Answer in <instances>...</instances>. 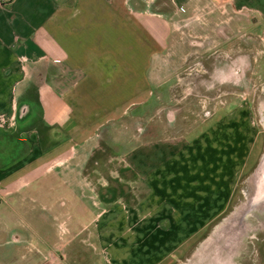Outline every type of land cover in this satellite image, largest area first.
I'll return each mask as SVG.
<instances>
[{"label":"crops","instance_id":"crops-1","mask_svg":"<svg viewBox=\"0 0 264 264\" xmlns=\"http://www.w3.org/2000/svg\"><path fill=\"white\" fill-rule=\"evenodd\" d=\"M240 1L263 20L243 40L264 46V0L0 6V264H202L229 249L220 237L245 233L248 212H264V182L248 212L220 221L242 178L259 174L264 131L245 98L199 99L184 51L193 39L202 57L205 39L190 35L207 26L199 13ZM228 59L222 83L235 74ZM262 245L246 250L254 264Z\"/></svg>","mask_w":264,"mask_h":264},{"label":"rangeland","instance_id":"rangeland-1","mask_svg":"<svg viewBox=\"0 0 264 264\" xmlns=\"http://www.w3.org/2000/svg\"><path fill=\"white\" fill-rule=\"evenodd\" d=\"M241 7L242 2L240 1L238 4L233 5V7L229 5V12L199 13V20H208V23L205 22L207 26H201L199 24L198 26L200 27L196 31L190 32V35L194 39L196 37L197 40L194 41L198 43L202 41L201 39H205V42H200L201 44L197 46L200 51L199 55L202 57L196 58V55H194L196 46L192 44L193 39L191 42L186 43L184 51L190 53L186 61V66L188 68L187 73L193 74L195 73V69H197L199 75H201L200 79L202 85H200L202 90L197 92V95L202 101L207 99L210 100L211 98L216 99L217 97L223 99L228 94H234L235 96H240L249 100L254 109L256 121L264 131V59L259 60L260 56H264V46L262 42L253 40L254 38L249 42V40H243L242 37L244 35L243 29L247 31L246 27L248 26L249 20L258 23L257 19L261 18L257 17L258 13L243 11L239 9ZM233 8L236 12L239 9L238 12L233 13ZM209 21L214 22L210 23ZM209 24L211 25L210 27ZM216 35L222 36L224 42L218 44L214 42L213 39L209 38ZM228 58H233L234 60L233 69L235 74L233 75V80L223 83L218 80V82L217 76L221 77L224 75L227 77V73L229 72L228 67L232 65ZM215 74L216 77H214ZM260 152L261 149L258 147L256 153L259 154ZM255 154L252 161L256 160L257 154ZM257 176L256 174L250 178H242L228 210L229 213L227 214L226 220L220 221V223L223 224L221 225L222 228L224 224L227 225V223L231 221L230 218H232L234 213L248 212L250 210L251 205L247 204V201L250 200L255 190V180ZM248 213H250V216L245 217L243 221L245 233L236 240V243L243 245L242 249L244 248V252L234 254L236 257H239L237 260L242 264L256 263L257 257L254 259L255 254H252L254 258L250 257V253L258 251L259 247L262 244L264 245L263 207L257 206L252 208ZM220 233H223V231H220ZM227 235L228 233L224 236L221 235L222 237L220 238H227ZM219 243L221 245L223 243L222 240H220ZM248 249H250L251 252L246 251ZM55 255L56 254L53 256L54 261L58 259ZM195 260L196 259L192 257L186 264H198ZM57 261H59V259Z\"/></svg>","mask_w":264,"mask_h":264},{"label":"flooded vegetation","instance_id":"flooded-vegetation-1","mask_svg":"<svg viewBox=\"0 0 264 264\" xmlns=\"http://www.w3.org/2000/svg\"><path fill=\"white\" fill-rule=\"evenodd\" d=\"M257 180L258 182H264V161L262 162L261 164V169L259 171V174L257 176ZM263 185V184H262ZM237 221H235L236 223ZM236 235V234H235ZM234 234L232 236H227V238H225V245H224V248L226 247V251H221L219 254L215 253L213 254L210 258L211 259H208L207 261H204L202 264H221L223 262H227L229 259H232V256L234 255L232 253V249H231V246L232 244L236 243L237 241V238L235 239V236ZM234 240V241H233Z\"/></svg>","mask_w":264,"mask_h":264},{"label":"built area","instance_id":"built-area-1","mask_svg":"<svg viewBox=\"0 0 264 264\" xmlns=\"http://www.w3.org/2000/svg\"><path fill=\"white\" fill-rule=\"evenodd\" d=\"M14 2V0H0V6L2 7H6L11 5ZM60 230V239H62L65 235H66V227H64L63 225H60L59 227Z\"/></svg>","mask_w":264,"mask_h":264}]
</instances>
